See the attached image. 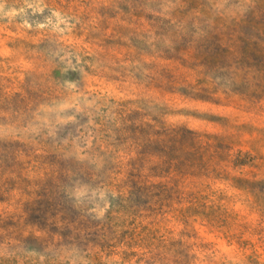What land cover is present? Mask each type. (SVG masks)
<instances>
[{
  "label": "rangeland",
  "instance_id": "374dc122",
  "mask_svg": "<svg viewBox=\"0 0 264 264\" xmlns=\"http://www.w3.org/2000/svg\"><path fill=\"white\" fill-rule=\"evenodd\" d=\"M0 264H264V0H0Z\"/></svg>",
  "mask_w": 264,
  "mask_h": 264
},
{
  "label": "trees",
  "instance_id": "16d2710c",
  "mask_svg": "<svg viewBox=\"0 0 264 264\" xmlns=\"http://www.w3.org/2000/svg\"><path fill=\"white\" fill-rule=\"evenodd\" d=\"M185 140L189 141L192 148L195 150L193 156L194 166H192V168H195L197 162L204 161L205 154L210 148V146H205V148L202 146L203 142L201 139V135L197 132L181 128L164 129L161 132L151 133L149 136L145 135L142 138V145L145 147L150 146L151 144H156L162 146L164 149L171 148L176 150L177 148V151H180L183 148V142H185ZM201 151L203 152L202 154ZM198 154H200L199 158H197ZM163 157L166 156L162 155V159L159 161L160 166L165 164V160H163ZM136 164L137 163L135 162L131 165L127 178H144V176L142 175L141 166H136Z\"/></svg>",
  "mask_w": 264,
  "mask_h": 264
}]
</instances>
